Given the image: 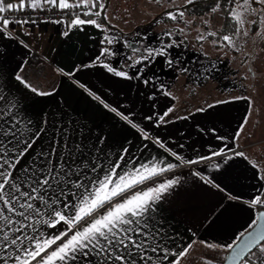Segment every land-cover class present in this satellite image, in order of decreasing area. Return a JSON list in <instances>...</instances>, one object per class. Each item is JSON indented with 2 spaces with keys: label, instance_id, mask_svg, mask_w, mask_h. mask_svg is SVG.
I'll return each instance as SVG.
<instances>
[{
  "label": "snow or ice",
  "instance_id": "snow-or-ice-1",
  "mask_svg": "<svg viewBox=\"0 0 264 264\" xmlns=\"http://www.w3.org/2000/svg\"><path fill=\"white\" fill-rule=\"evenodd\" d=\"M148 2L162 7L167 4L155 22L168 20L176 27L164 30L157 46L125 39L123 48L129 49L131 55L121 56L116 47L120 43L119 33L112 32L116 26L111 25L106 0H0V34L13 39L10 27L13 24L38 27L40 23H52L63 25L66 30L62 35L67 37L73 30L83 31L84 26H91L103 34L101 47L95 60L81 67L99 65L116 77L141 80L146 87L151 86L168 97L172 93L158 75L144 76L158 57L164 58L168 69L185 74L196 83L211 78L219 70L218 62L208 60L204 53L205 43L218 50L231 49L247 56L245 46L249 41L264 42V0ZM29 10L59 13L61 18L16 15ZM10 13L13 15L9 16ZM64 17L71 18L66 23ZM193 30L197 33L199 53L208 60L207 64L198 58L185 61L186 38ZM24 34L31 35V32L26 30ZM19 43L29 47L22 40ZM174 48L181 51L174 55L171 51ZM118 56L124 61L122 68L135 69L134 76L106 62ZM26 64L25 60L17 66L14 79L35 95H52L26 79L23 75ZM57 71L74 75L63 69ZM248 71L252 72L250 66ZM90 95L133 128L138 127L129 116L110 108L99 96ZM154 98L155 93L149 96L150 100ZM228 102L217 101L218 104ZM173 111L174 108L169 107L158 115V124L168 123L166 118ZM247 123L248 116H245L234 140L241 137ZM73 135L79 138L74 140ZM143 138L149 139L146 132ZM217 139L224 142L223 147L211 149L208 156L190 160L167 149L158 138L155 143L180 164L211 162L214 157H223L224 163L235 157L248 159L244 152L237 150L238 145L229 147L231 141L227 137L217 136ZM99 143L103 144L104 139ZM101 151L99 147L85 144L83 129L74 132L61 125L49 135L46 120L35 127L24 113L22 101L10 98L0 86V264H183L197 242L209 252L224 253L218 259L202 256L201 264H220L221 261L223 264H264V167L249 161L252 168L257 169L254 178L261 183L255 186V195L243 200L252 216L242 230L225 243L193 239L185 244L183 238L171 230V225L165 227L168 221L163 215L166 196L179 184L180 178L156 182V178L172 172L180 164L153 159L137 165L131 160L125 161L127 149L118 159L102 156ZM213 167L219 169L221 165L217 163ZM192 175L225 191L199 171H193Z\"/></svg>",
  "mask_w": 264,
  "mask_h": 264
},
{
  "label": "crops",
  "instance_id": "crops-1",
  "mask_svg": "<svg viewBox=\"0 0 264 264\" xmlns=\"http://www.w3.org/2000/svg\"><path fill=\"white\" fill-rule=\"evenodd\" d=\"M106 2L109 7L111 0ZM70 18L67 17L65 22ZM10 27L13 39L0 34V86L10 98L22 101L23 111L35 127H40L42 121L46 120L49 135L61 125L70 127L74 132L83 129L85 144L101 148L102 156L118 159L127 149L125 161L131 160L137 165L153 159L180 164L170 152L155 143L157 138L167 149L190 160L210 155L211 149L219 150L224 142L218 140L217 136L227 137L231 141L229 147L238 145L237 150L244 152L247 160L235 157L224 163L223 157H214L211 162L180 164L172 172L156 178V182L180 178L179 184L167 194L164 202L163 215L168 221L165 227L171 225V230L178 233L186 244L193 239H204L210 243L229 242L234 233L247 225L252 212L243 200L255 195V186L261 183L254 178L257 169L252 168L249 161L260 165L262 158L259 141H250L251 132L258 128L255 119L249 121L254 105L249 99L234 98H248L250 92L234 94L228 99L214 98V101L202 105L204 98L198 96L197 106L180 105L174 94L171 97L164 96L151 86L146 87L141 80L116 77L99 65L81 67L93 62L101 47L103 34L91 26H84L83 31L73 30L67 37L62 35L66 29L60 24ZM26 30H30L31 35H25ZM21 40L29 47H23L19 43ZM32 51L41 56L39 70H30L28 56ZM25 60L27 64L23 75L26 79L34 87L51 92L52 95H35L14 79V70ZM107 62L121 70L116 67V63ZM57 69H63L65 73L73 72L74 75H63ZM40 73L43 74L40 76ZM129 75L134 76L135 73L129 72ZM90 93L99 96L110 108H116L129 116L138 127L133 128L130 123L106 109ZM153 93L155 98L150 100L149 96ZM189 98L186 100L189 101ZM225 100L229 102L217 103ZM208 105L214 106L209 108ZM169 107L174 108L166 118L169 122L158 124V115H162ZM199 108L205 111L198 112ZM149 116L151 120L146 119ZM245 116H248V123L241 137L234 140V134ZM145 132L149 139L143 138ZM78 138L73 135L74 140ZM101 138L104 139L103 144L99 143ZM217 163L221 165L219 169L213 167ZM193 171L213 179L225 191L205 184L199 177L192 175ZM221 255L224 253L209 252L197 242L183 264H201L202 256L218 259Z\"/></svg>",
  "mask_w": 264,
  "mask_h": 264
},
{
  "label": "rangeland",
  "instance_id": "rangeland-1",
  "mask_svg": "<svg viewBox=\"0 0 264 264\" xmlns=\"http://www.w3.org/2000/svg\"><path fill=\"white\" fill-rule=\"evenodd\" d=\"M158 7L157 4L149 3L148 0H111L107 10V14L111 18V25H115L116 28L124 31L136 29L131 34L119 37L120 43L116 47H121V49L118 48L119 51L121 50L120 53L122 52L121 56L125 49L123 48V41L125 39L130 41L140 40L142 44L151 45L154 41L153 38L150 39L148 37L147 39H143V34L139 32V26L151 21L154 15H157L168 6L164 4L163 7ZM151 26L152 24L147 26V28ZM112 32L115 31L112 29ZM189 39L191 50H194L198 55L190 58L191 56H188L189 52L184 51L185 61H192L198 58L204 61L205 64L208 63V60L218 62L219 70L213 73L211 78L194 83L187 75L168 69L164 64V58L159 57L147 71L156 75L162 74V77L168 80V83L164 80L162 82L170 87L169 91L179 99L180 105L185 104L188 106V104H192L193 106H197L195 103L198 96H203L202 98H204L200 104L202 105L214 101V98H217V100L228 99L230 96H234V94H242L246 91L250 92L248 99L254 105V110L250 113L252 116H250L249 121L255 119V124L258 127L254 132H251L250 141H259L260 158H262L260 165L264 167V50H262L264 49V42L256 41L253 43L249 41L245 46V52L248 53L247 56L238 52L237 55H234L227 49L218 50L210 44L205 43L204 53L208 58V60H205L204 56L199 53V45L195 44L192 37ZM137 46L140 47L141 44L138 43ZM125 50L131 55L129 49ZM40 63L41 60L37 65L30 66V70H39ZM249 66L252 68V72L248 71ZM129 71L135 73L130 69ZM42 74L40 73V76ZM171 74H178V76L175 80L166 78V76ZM208 93L210 96H207ZM186 98H189V101Z\"/></svg>",
  "mask_w": 264,
  "mask_h": 264
},
{
  "label": "trees",
  "instance_id": "trees-1",
  "mask_svg": "<svg viewBox=\"0 0 264 264\" xmlns=\"http://www.w3.org/2000/svg\"><path fill=\"white\" fill-rule=\"evenodd\" d=\"M159 7L158 8H161L162 6H160V5H158ZM167 8V7H166ZM165 10V8L164 9H162L157 15H154V17L151 19V21H149V22H146V23H143V24H141L140 26H139V28H140V30H139V32L140 33H142L143 34V39H147L148 37H150V39L151 38H153V42L151 43V45L152 46H157V45H155V44H158V41H159V38H160V35H161V33L164 31V30H166V29H168V30H170V29H173L174 27H176V25L172 22V21H168V20H161L160 22H155L157 19H159L160 18V16H161V14L163 13V11ZM94 18V17H93ZM150 24H152V26L151 27H148L147 28V26H149ZM115 32H117L118 31V33H119V37H122V36H126V35H128V34H131V33H133V32H135L136 31V29H132V30H126V31H124V30H121V29H119V28H115V29H113ZM196 32L193 30L188 36H187V42H188V47H187V49H185V50H183V54H184V51H187V52H189L188 53V56H191L190 58H192V57H194V56H196V55H198V54H196V52L194 51V50H191L192 48H191V46H190V37H192V39H193V41L195 42V44H196V40H195V36H196ZM151 35V36H150ZM197 45V44H196ZM119 48V47H118ZM119 49H121V47L119 48ZM228 51H230L231 53H233L234 55H237V52H233L231 49H227ZM121 51V50H120ZM172 52H173V54L175 55L177 52H180L181 50L180 49H172L171 50ZM129 52V51H128ZM122 53V52H121ZM126 55H129L127 52H126V50L124 49L123 50V55L122 56H126ZM184 56V55H183ZM108 61H110V62H114V63H116L117 65H116V67L119 69H121V70H125V71H128V72H130L129 71V69H127V68H122L121 66H122V64L124 63V61L120 58V57H116V58H114V59H111V60H108ZM107 62V61H106ZM115 65V64H114ZM137 67H139V66H137ZM130 70H132V71H134L135 72V69H130ZM153 73L152 72H149V71H145V73H144V76H145V78H147L148 77V75H152ZM158 76H159V78H160V81H162V80H164L165 82H167L168 83V80L167 79H164L162 76V74H158ZM178 76V74H171V75H168V76H166V78H168V79H173V80H175L176 79V77ZM166 85V84H165ZM168 86V85H167Z\"/></svg>",
  "mask_w": 264,
  "mask_h": 264
},
{
  "label": "built area",
  "instance_id": "built-area-1",
  "mask_svg": "<svg viewBox=\"0 0 264 264\" xmlns=\"http://www.w3.org/2000/svg\"><path fill=\"white\" fill-rule=\"evenodd\" d=\"M13 14H9V16H11ZM17 16H19L20 18H25V16H38L40 19H44L46 16H49V15H52V18L54 19H59L61 18L60 14L59 13H55V14H50V13H47V12H36V13H33L31 10H29L27 13H18L16 14ZM67 17H64V19L66 20ZM47 25V24H50V23H40V25ZM15 25V24H13ZM41 60V56L39 53L35 52V51H32L29 56H28V64L30 66H34V65H37V63Z\"/></svg>",
  "mask_w": 264,
  "mask_h": 264
},
{
  "label": "water",
  "instance_id": "water-1",
  "mask_svg": "<svg viewBox=\"0 0 264 264\" xmlns=\"http://www.w3.org/2000/svg\"><path fill=\"white\" fill-rule=\"evenodd\" d=\"M220 264H223V262H222V263H220Z\"/></svg>",
  "mask_w": 264,
  "mask_h": 264
}]
</instances>
